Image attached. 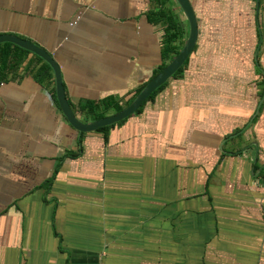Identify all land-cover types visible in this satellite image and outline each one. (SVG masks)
<instances>
[{"label": "crops", "instance_id": "1", "mask_svg": "<svg viewBox=\"0 0 264 264\" xmlns=\"http://www.w3.org/2000/svg\"><path fill=\"white\" fill-rule=\"evenodd\" d=\"M190 1L192 52L107 131H74L43 61L0 44V264H264V0ZM154 7L0 0V34L53 58L81 120L90 102L130 105L172 58ZM165 9L182 47L185 15Z\"/></svg>", "mask_w": 264, "mask_h": 264}, {"label": "water", "instance_id": "2", "mask_svg": "<svg viewBox=\"0 0 264 264\" xmlns=\"http://www.w3.org/2000/svg\"><path fill=\"white\" fill-rule=\"evenodd\" d=\"M175 1L185 15L188 23V35L179 52H177L170 59V61H168L160 69V71L149 80V82L145 85V87L141 90V92L136 96V98L130 105L116 114H109L90 122L79 120L78 117L74 114L65 96L59 67L47 52L31 43V41L20 38L14 34H0V44L5 42L13 43L18 47L29 51L30 53L41 59L45 64H47L51 70L53 81H55L56 99L62 115L64 116L68 124L77 133L92 132L99 127L117 124L134 115L141 108L142 104L148 99V97L167 81V79L184 63L189 53L192 52L198 36V25L195 12L190 0Z\"/></svg>", "mask_w": 264, "mask_h": 264}, {"label": "trees", "instance_id": "3", "mask_svg": "<svg viewBox=\"0 0 264 264\" xmlns=\"http://www.w3.org/2000/svg\"><path fill=\"white\" fill-rule=\"evenodd\" d=\"M153 1L155 4V7L149 12L148 17H149V21L151 23H153V24L161 23V25L163 27L164 34H163V40H162L163 46H162L161 55H162V58L164 60V57L171 58L177 52H179V50L181 49V44H180L182 41L181 38L183 37L184 31H183V28L181 26V22L176 18L173 11H171L170 9H165V4L168 0H153ZM5 44L7 46L13 45V47H15V48H18L22 51H26L25 49L20 48L13 43L5 42ZM6 52H7L6 49H4L3 47H0V59L6 54ZM0 61H2V60H0ZM164 65L165 64L163 62L159 66L158 70L155 72L154 75H156ZM180 67L172 75L176 74L179 71ZM49 72H51L50 68L48 67L47 64H45L43 62V66L39 72L40 78L49 76V74H48ZM1 75H2V68H0V76ZM164 84H162L160 86V88H158L155 92H153L148 97V99L142 104L141 108L136 113H140V111L142 110L145 103L149 100H152L154 98V96L158 92H160V90L164 86ZM144 87H145V85L138 90L137 95L141 92V90ZM127 106H121L118 104H114L113 99L108 97V98L102 100L101 104L90 102L88 104L82 105L80 107V111H83L84 115H82L80 119L84 122H90V121L102 118V117H104V116H106L112 112L114 114H116V113L122 111ZM114 125L99 127L98 129H96L94 131H107L108 129H110ZM80 134H83V132H80ZM77 154H78V152H75V153L68 154V156L76 157Z\"/></svg>", "mask_w": 264, "mask_h": 264}]
</instances>
